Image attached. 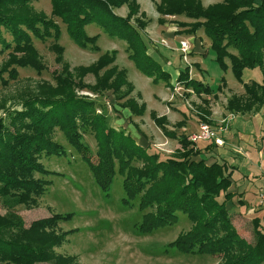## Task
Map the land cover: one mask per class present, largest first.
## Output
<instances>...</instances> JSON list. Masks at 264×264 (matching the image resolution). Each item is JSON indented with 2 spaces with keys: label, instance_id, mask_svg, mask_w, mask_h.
<instances>
[{
  "label": "trees",
  "instance_id": "1",
  "mask_svg": "<svg viewBox=\"0 0 264 264\" xmlns=\"http://www.w3.org/2000/svg\"><path fill=\"white\" fill-rule=\"evenodd\" d=\"M31 1L0 0V48L11 49L0 64V82L15 79L16 67H29L36 72L43 69L30 35L38 39L52 38L49 49L54 52V60L60 68L54 72V85L39 84L35 94H25L19 99L18 109H5L6 120L0 116V196L3 201L27 207L36 204L37 196L49 183L33 176L34 172H48L39 161L40 154L63 153L61 145L52 139L57 128L102 190L109 188L116 162L117 172L122 176V202L128 204L130 199L137 197L140 210L150 208L142 212L136 225L138 231L148 232L170 224L176 220L177 211H181L192 224L187 230L179 231L167 246L183 253H218L221 260L216 264H264V231L258 227V218L253 217V243L244 241L230 222L224 202L233 195L227 190L232 168L217 161L205 163L198 156L200 149L196 142H190L183 132L177 134L167 129L165 117L153 111L149 116L154 125L163 136L176 139L179 147L173 155L163 159L155 153L149 154L126 132L108 125L102 105L76 93L111 90L115 99L122 100L119 106L127 108L130 114L138 116L144 110L143 104L130 96L133 86L126 79L125 70L113 64L114 49L102 52L88 65L69 67L62 56L63 48L57 43L59 26L52 17L64 24L67 36L82 49L99 50L98 35L89 36L84 29L90 23L106 35L124 41L127 57L139 72L173 89L169 73L147 53V39L141 32L146 20L142 19L144 14L139 12L138 2L49 0L50 16H46L35 11L30 6ZM122 4L127 8L125 16L113 12V8ZM155 10L162 15L193 19L190 23L176 24L187 25L183 30L187 34L201 28L219 68L222 71L229 68L242 85V95L232 94L226 100L227 111L238 114L258 111L264 104V0H220L206 6L199 0H158ZM4 33L10 40L5 39ZM22 49L30 55H18L13 51ZM188 68L178 70L176 83L196 95L211 94L208 84L189 77ZM246 68H258L261 80L245 82L242 73ZM4 73L7 78H3ZM87 74L93 75L92 84L83 80ZM220 81L225 84L223 77ZM98 107L102 108L100 112L96 111ZM199 109L201 121L209 122L207 108ZM183 122L184 119L177 121L174 126L179 128ZM81 127L88 128L96 142L95 161L91 160L88 146L80 139ZM137 161L139 166L133 164ZM219 194L222 199L217 198ZM71 215V212H53L24 225L16 213H1L0 264H81L74 255L54 250V246L73 230H60L57 222Z\"/></svg>",
  "mask_w": 264,
  "mask_h": 264
},
{
  "label": "rangeland",
  "instance_id": "2",
  "mask_svg": "<svg viewBox=\"0 0 264 264\" xmlns=\"http://www.w3.org/2000/svg\"><path fill=\"white\" fill-rule=\"evenodd\" d=\"M199 1L203 6L212 3V0ZM137 2L143 10H139L144 14L142 19L146 20V27L141 32L147 30L146 35H151V32L155 31L156 34L160 28L156 24L163 22H159L158 19L166 20L155 10V3L158 0H137ZM30 6L35 11H41L46 16H50L49 0H32ZM147 16L155 19L149 22ZM52 18L59 26L60 35L57 43L62 46L63 59L70 68L76 65H88L106 50L116 51L113 64L125 70L126 79L133 86L130 96H133L138 104H143V113L138 116L132 115L127 108L120 107L119 103L122 100L115 99L111 90L101 93L80 90L76 93L86 95L98 105H102L108 125L126 132L137 145L145 148L147 153H155L158 158L163 159L173 155L174 150L179 147L176 139L168 138V144L165 143L167 137L163 136L161 130L154 125L149 116L150 112L153 111L157 116H164L167 129L174 130L177 134L183 132L190 138L197 134L198 124L204 122L200 119L199 108L204 106L207 108L209 122L205 123L216 130L223 143L221 146H215L212 143L197 140L196 146L200 149L198 155L207 159L205 161L207 164L217 161L232 168L231 184L227 190L232 191L233 195L225 200L224 204L230 222L239 236L244 241L253 243V217L258 218V227L264 231V202L258 201L259 193L264 190V104L256 112L243 114L232 113L225 109L226 100L232 94L242 95L243 88L233 77L229 68L222 71L214 61V54L208 45L209 40L201 28L187 34L183 31L188 27L187 25L176 24L173 33L183 38L191 35L194 39H202V41L199 40L201 41L200 49L197 47L200 51L203 50L202 54H198L199 50L193 51L191 44H186L184 59L181 53L178 58L180 57L179 61L182 64L181 69L189 67V77L190 66H194L192 67L193 78L212 88L211 94L208 95L203 93L196 95L189 89L184 90L176 83V77L171 81L172 83L170 82L173 87L170 90L163 81H154L151 77L143 75L127 57L125 42L103 32L95 33L99 27L93 23L85 26V32L89 36L100 34L96 40L99 50L91 52L82 49L67 36L64 24L58 18ZM167 20L174 23L193 21L186 17ZM4 37L10 40L6 33ZM30 37L33 49L43 64V69L36 72L29 67H16L15 79H7L6 83L0 82V105H2L0 116L4 120H6L7 112L5 109L9 111L18 109L19 99L26 96L25 94H35L39 84L54 85V72L60 68V64L54 60V52L49 49V45L53 42L52 38L38 39L32 35ZM173 43L178 46L177 40L173 39ZM156 46L158 48L162 45ZM174 49L177 50V48ZM10 51V48H0V64ZM13 51L18 55H30L24 49ZM167 59L170 63L176 62L177 55H170ZM197 66L200 67L199 70ZM221 77L225 84H221ZM3 78H7L5 73ZM242 78L245 82L250 79L259 81L261 80L260 70L246 68L243 70ZM83 80L92 84L94 77L87 74ZM216 86L219 87L218 90ZM100 110L102 108L98 107L96 111L100 112ZM182 119H184L183 125L176 128L174 123ZM79 132L81 141L89 148L91 160L95 161L96 142L91 132L86 127H81ZM52 139L61 145L63 153L61 155L40 154L39 161L48 172H34L33 176L49 183L37 196L36 204L30 207L21 203L6 204L0 196V214L14 212L23 220L24 225H27L30 220L53 212H71L72 215L69 218L58 220L57 228L73 230L65 235V239L59 245L54 246V250L74 255L81 264H216L221 260L218 253H183L173 246L166 245L179 231L187 230L192 224L188 216L181 211H177L176 220L170 224L157 226L148 232L138 231L136 225L140 221L142 212L150 208L140 210L137 207V197L130 199L128 204L122 202L121 199L124 196L121 187L122 176L117 172L116 162L110 186L106 191L102 190L94 182L87 165L57 128L52 133ZM161 140L164 142L162 143ZM202 148L206 153L200 154ZM133 164L139 166L140 162ZM217 198L222 199L223 196L219 194Z\"/></svg>",
  "mask_w": 264,
  "mask_h": 264
},
{
  "label": "crops",
  "instance_id": "3",
  "mask_svg": "<svg viewBox=\"0 0 264 264\" xmlns=\"http://www.w3.org/2000/svg\"><path fill=\"white\" fill-rule=\"evenodd\" d=\"M137 1V0H136ZM220 0H212V3H214V2H219ZM138 5H139V3H138ZM119 10V11H118ZM139 10L141 11L142 9H141V7H140V5H139ZM143 11V10H142ZM113 12L114 13H116L117 15H119V16H125L126 15V12H127V8H126V6L123 4V5H121L120 7H118V8H113ZM157 15V14H156ZM146 16V15H145ZM158 16V15H157ZM148 17V16H147ZM163 18L164 19H166V20H163V22L162 23H160L159 25L158 24H156L157 23V21H156V25L157 26H160V28L158 29V31H157V33L155 34V31H152L151 32V35H146V34H148L147 33V30H145L143 33H142V35L144 36V37H146V39H147V53L149 54V55H151L157 62H159L160 63V65H161V68L163 69V70H165V71H167L168 73H169V75H170V82L171 81H173L174 79H175V77H176V75H177V72H178V70L179 69H181L182 68V64H181V62L179 61V58H178V55L181 53L180 51H179V41H186V44L187 45H190L191 44V46L194 48V50L193 51H195V50H199L200 49V47H199V45H201V41H202V39H201V41H199L200 39H194V37H192L191 35L190 36H188L187 38H183L182 36H177V34H174L173 33V29L175 30V26L174 25H176V23H174V22H168V18L169 19H176V20H178V18L179 19H184V17H182V16H176V15H172V16H168V15H163ZM148 20H149V22H150V20H152V19H155L154 17H148L147 18ZM156 20H157V17H156ZM168 23L170 24V25H168ZM154 24V25H155ZM155 25V26H156ZM152 26V25H151ZM146 27V26H145ZM84 29H85V27H84ZM99 30L98 31H96L95 33H101L102 31H101V29L100 28H98ZM100 35V34H99ZM99 35H98V37H99ZM202 35V34H201ZM203 37V36H202ZM193 38V39H192ZM173 39H175V41L177 40L178 41V46H176L174 43H173ZM188 40L191 42H188ZM188 42V43H187ZM195 42H197V44H195ZM155 44V45H154ZM125 45V44H124ZM156 45H162L161 47H158L157 48V46ZM195 45V46H194ZM199 49H198V48ZM174 48H177V50H175ZM202 51L203 50H199V52H198V54H202ZM170 55H177V61L176 62H172V63H170L169 61H168V57H170ZM189 58H191V57H189ZM192 67H194V66H190V77H192L193 78V71H192ZM198 68V70L200 69V67L199 66H197ZM172 83V82H171ZM169 105H171V106H173L172 104H169ZM166 108H168V106L166 105ZM179 112V111H178ZM177 121V120H176ZM187 122V121H186ZM174 123V122H173ZM166 141L167 142H165L166 144H168V141H169V139L168 138H166ZM161 142L163 143L164 142V140H161ZM172 144V143H171ZM176 145V144H175ZM208 150V149H207ZM203 153H206L205 152V150L204 149H201V153L200 154H203ZM199 156V155H198ZM205 160V159H204ZM205 161H207V159L205 160Z\"/></svg>",
  "mask_w": 264,
  "mask_h": 264
},
{
  "label": "built area",
  "instance_id": "4",
  "mask_svg": "<svg viewBox=\"0 0 264 264\" xmlns=\"http://www.w3.org/2000/svg\"><path fill=\"white\" fill-rule=\"evenodd\" d=\"M178 49L184 59V56L186 55V43L184 41H180ZM229 116H231V114ZM222 121H224V119H222ZM188 139L193 143L197 142V140H203L212 143L215 146H221L223 143L222 138L217 134L216 130L205 122H200L197 127V134L190 136ZM258 201L264 202V190L259 193Z\"/></svg>",
  "mask_w": 264,
  "mask_h": 264
}]
</instances>
